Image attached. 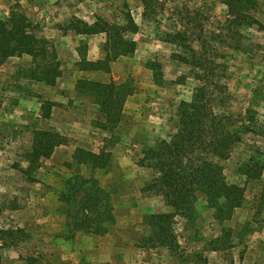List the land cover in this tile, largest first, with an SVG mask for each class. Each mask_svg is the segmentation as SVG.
Masks as SVG:
<instances>
[{
    "label": "rangeland",
    "instance_id": "374dc122",
    "mask_svg": "<svg viewBox=\"0 0 264 264\" xmlns=\"http://www.w3.org/2000/svg\"><path fill=\"white\" fill-rule=\"evenodd\" d=\"M156 1L158 15L150 17L142 0H0V17L23 13L54 46L62 71L52 87L34 79L30 56L13 57L0 68V230H21L24 238L0 250V264H180L152 240L150 216L173 209L150 188L156 172L140 162L148 149L178 133L180 104L190 102L204 84L196 74L205 76L213 92L208 95L213 112L234 115L226 122L235 125L253 110L257 126L233 147L228 161H221L228 182L246 189L243 206L225 222L234 232V247L209 249L222 226L200 196L195 219L173 220L181 253L202 252L210 264H264V29L231 28L223 0ZM256 4L250 13L264 25V0ZM129 16L139 27L124 35L137 43L135 54L110 62L107 71L84 70L87 62L107 61L112 38L65 32L71 19L95 24L101 18L125 26ZM175 32L186 35L187 46L165 39ZM194 56L204 68L182 61ZM219 83L223 91H217ZM97 86L126 96L114 130L103 127L109 120ZM48 103L54 107L45 118ZM48 129L67 143L29 178L22 171L29 167L34 132ZM78 150L101 158L84 162ZM246 165L251 172L244 175ZM95 182L108 192L113 210V221L101 234L97 227L79 228L85 222L82 190ZM78 187L82 190L74 192Z\"/></svg>",
    "mask_w": 264,
    "mask_h": 264
},
{
    "label": "trees",
    "instance_id": "16d2710c",
    "mask_svg": "<svg viewBox=\"0 0 264 264\" xmlns=\"http://www.w3.org/2000/svg\"><path fill=\"white\" fill-rule=\"evenodd\" d=\"M257 0H223L228 8V24L239 32L244 27L258 26L264 29V25L250 12L257 7ZM156 0H142L146 13L150 11V17H156L159 8H156ZM139 27L134 19L129 16L125 26L110 24L103 19H98L95 24H90L82 19L73 17L65 32L73 31L81 36H95L106 34L112 38L108 44L107 61L87 62L83 65L84 70L98 71L109 70L108 64L119 57H127L135 54L137 43L125 38L126 33L136 34ZM167 41L182 47L187 46V37L182 32L167 34ZM192 49V48H190ZM189 49V50H190ZM237 50H242L238 46ZM30 56L36 68L34 79L48 86H56L62 76L61 64L58 53L54 46L44 37H40L36 28L23 14L13 11L9 17H0V68L13 57ZM187 64L196 68H204L201 58L194 56L192 61L182 58ZM196 79L203 82L196 89L190 102L183 101L178 108L179 130L170 141L163 140L155 147L145 152L140 165L156 172L153 185L150 187L161 196L172 213H159L150 216L152 240L158 246L168 249L180 264H210L202 252H192L186 256L181 253L179 238L173 228L175 217L185 220L195 219L197 216L196 203L200 196L206 198L209 209L215 213L216 222L222 226L221 235L216 236L209 242L212 252H227L234 247L233 230L225 226L230 221L232 214L241 208L245 201L246 189L240 184L228 182L221 161H228L232 156V149L242 142L244 135L256 132L253 110H248L244 120L238 124L227 123L226 120L234 115L216 114L211 108L208 95L209 86L205 76L196 74ZM83 84V83H82ZM99 85V84H98ZM97 86L98 100L108 118L105 130H114L120 121L126 96L121 91L113 88ZM104 88V89H105ZM223 91L222 84L216 87ZM218 98V97H217ZM216 98V99H217ZM106 99V100H104ZM104 100V101H103ZM54 104L48 103L45 118H50ZM248 116V117H247ZM67 143L59 132L48 130H36L33 137V145L26 154L29 163L23 174L31 178L39 169L43 159H50L56 149ZM78 155L84 156V162L98 160L101 157L92 153L78 150ZM77 157V155H76ZM219 160L216 162L215 160ZM244 175L251 171L249 165L243 167ZM84 183H81V187ZM82 188H75L77 191ZM79 190V191H81ZM81 208L84 224L79 228L89 230L98 228L106 229V225L113 221L109 204V194L100 185L88 183L82 190ZM251 222H246V229ZM106 232V231H105ZM21 230H0V250L3 247L17 246L24 238L19 235ZM1 261V260H0Z\"/></svg>",
    "mask_w": 264,
    "mask_h": 264
},
{
    "label": "crops",
    "instance_id": "0c3cea01",
    "mask_svg": "<svg viewBox=\"0 0 264 264\" xmlns=\"http://www.w3.org/2000/svg\"><path fill=\"white\" fill-rule=\"evenodd\" d=\"M42 228H44V230L47 231V228H45V227H42ZM55 238H56V236H55ZM56 240L58 241L59 239L56 238ZM56 240H55V241H56ZM61 244H62V245H61V247L59 248V253H61V255H63V252H65V250H64L65 247H64V246H65V244L67 245V244H69V243L65 241V242H62ZM56 256H57V255H56ZM60 257H61V256H60Z\"/></svg>",
    "mask_w": 264,
    "mask_h": 264
}]
</instances>
